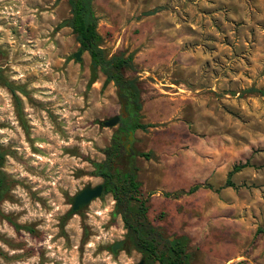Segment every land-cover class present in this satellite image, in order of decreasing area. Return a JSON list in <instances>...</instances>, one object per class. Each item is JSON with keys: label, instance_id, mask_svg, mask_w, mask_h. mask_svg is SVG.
Instances as JSON below:
<instances>
[{"label": "rangeland", "instance_id": "374dc122", "mask_svg": "<svg viewBox=\"0 0 264 264\" xmlns=\"http://www.w3.org/2000/svg\"><path fill=\"white\" fill-rule=\"evenodd\" d=\"M106 57L140 89L128 151L147 220L184 236L186 264H264V0H92ZM156 11L146 14V12ZM66 0H0V264H134L109 192L75 212L117 114L111 81L80 61ZM143 152L147 156L133 155ZM132 156V157H131ZM234 186L221 187L235 163ZM199 183L210 187L188 189ZM122 241L115 251L110 246ZM152 264L157 261L150 259Z\"/></svg>", "mask_w": 264, "mask_h": 264}, {"label": "trees", "instance_id": "16d2710c", "mask_svg": "<svg viewBox=\"0 0 264 264\" xmlns=\"http://www.w3.org/2000/svg\"><path fill=\"white\" fill-rule=\"evenodd\" d=\"M70 17L67 25L74 34L75 41L81 50H85L89 56V63L98 69L104 76L122 91L126 97L127 115L118 121V131L123 133L127 139L129 131L133 133L135 129H145L147 124L139 121V93L140 89L135 78L124 75V69L131 66V56L113 54L106 57L100 46V35L96 31V16L92 9V0H66ZM152 9L146 14L152 13ZM264 95V90H259ZM124 146L119 139H111L108 146L103 148L105 154L104 161L100 164L97 173L103 177L102 192H109L114 200V208L120 214L125 236L132 248L141 253V258L146 264H152L150 259L158 264H186L187 255L184 251L185 237H177L173 240L162 238L157 228L146 218V206L144 202L135 197L138 190V182L135 179V168L130 162L121 172L112 171V162L116 157L125 152ZM133 155L146 157L143 152H134ZM131 156V157H132ZM2 152L0 151V164ZM247 162L235 163L227 171L221 187L234 186L230 180L231 175L247 166ZM4 174L0 169V191L3 189ZM199 187H210L207 183L192 185L188 192H192ZM255 232H264V228L258 227Z\"/></svg>", "mask_w": 264, "mask_h": 264}, {"label": "water", "instance_id": "95a60500", "mask_svg": "<svg viewBox=\"0 0 264 264\" xmlns=\"http://www.w3.org/2000/svg\"><path fill=\"white\" fill-rule=\"evenodd\" d=\"M68 23V19H64L63 21H61L58 25L59 26H64ZM82 50L81 48H77L76 51H74L72 53V56L74 58L75 61H80V54H81ZM88 72H89V76H88V81L92 82L94 80V78L96 77V69L93 67L92 64H88ZM109 80L108 79H104L102 82V88L105 87L108 84ZM115 96L119 102V109L117 114H114L106 119L100 120L98 122V124H101L104 127H114L118 125V121L120 118H123L127 115L126 112V97H124L122 95V91L118 88L115 87ZM118 130L115 128L113 130V133H117ZM132 138V132L129 131L128 135H127V139L130 141ZM125 149H128V144L125 145ZM98 167H100V164L98 165ZM102 192V184L98 183L96 185L93 186H85L82 189H80L79 191H77L73 196H72V202L70 203V211L75 212L78 209H80L81 207L87 205L92 199L98 197ZM123 242L122 241H117L115 243H113L110 246V250L113 252L116 249H119L122 246ZM134 264H146L145 261L143 260V258H140L138 261H136Z\"/></svg>", "mask_w": 264, "mask_h": 264}, {"label": "flooded vegetation", "instance_id": "af4514ba", "mask_svg": "<svg viewBox=\"0 0 264 264\" xmlns=\"http://www.w3.org/2000/svg\"><path fill=\"white\" fill-rule=\"evenodd\" d=\"M118 127V126H117ZM117 129V128H116ZM118 130V129H117ZM128 135V134H127ZM112 139H119L120 140V143L124 146V148H125V145L126 144H128L129 145V140L128 139H126L125 137H124V135H123V133H121V132H117V133H113V135H112ZM128 149H129V147H128ZM128 149H125L126 151H128ZM101 184H102V182H101ZM102 189H103V184H102ZM72 202V197H71V200H70V203Z\"/></svg>", "mask_w": 264, "mask_h": 264}]
</instances>
